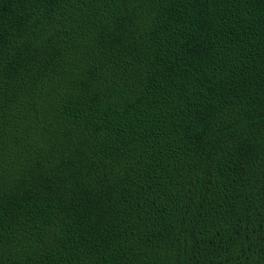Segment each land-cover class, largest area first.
Segmentation results:
<instances>
[{
  "label": "trees",
  "instance_id": "16d2710c",
  "mask_svg": "<svg viewBox=\"0 0 264 264\" xmlns=\"http://www.w3.org/2000/svg\"><path fill=\"white\" fill-rule=\"evenodd\" d=\"M0 264H264V0H0Z\"/></svg>",
  "mask_w": 264,
  "mask_h": 264
}]
</instances>
